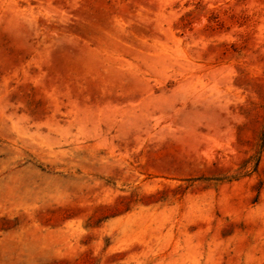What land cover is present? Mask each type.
Here are the masks:
<instances>
[{"label": "rangeland", "instance_id": "rangeland-1", "mask_svg": "<svg viewBox=\"0 0 264 264\" xmlns=\"http://www.w3.org/2000/svg\"><path fill=\"white\" fill-rule=\"evenodd\" d=\"M0 264H264V0H0Z\"/></svg>", "mask_w": 264, "mask_h": 264}]
</instances>
